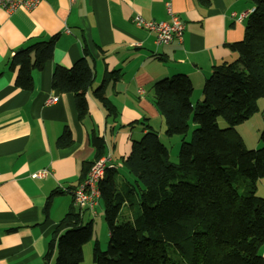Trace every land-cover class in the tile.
Listing matches in <instances>:
<instances>
[{"label":"crops","instance_id":"1","mask_svg":"<svg viewBox=\"0 0 264 264\" xmlns=\"http://www.w3.org/2000/svg\"><path fill=\"white\" fill-rule=\"evenodd\" d=\"M168 4L184 22V38L157 45L154 34L134 18L169 21ZM253 8L252 0H212L208 7L199 0H40L33 9L19 7L13 13L0 8V264L42 261L53 231L73 206L82 163L95 155L91 131L105 139V154L111 153L118 168L132 140L145 132L141 126H120L145 120L155 128V120H164L155 104L156 81L186 74L194 86L193 106L202 102L213 66L233 60L236 54L228 43L244 36L246 18L231 22V13ZM54 35L53 57L34 69L33 87L16 86V71L8 66L12 55ZM85 55L95 81L87 92L88 112L81 118L74 94L53 88L51 79L56 65L71 67ZM107 79L106 95L118 110L113 122L93 95ZM66 127L73 130V142L59 147L57 139ZM43 169L48 170L45 176H32ZM78 209L83 223L92 221L94 230L81 264H95L93 244L99 241L104 249L109 229L98 210L92 215ZM260 253L264 256V243Z\"/></svg>","mask_w":264,"mask_h":264},{"label":"trees","instance_id":"2","mask_svg":"<svg viewBox=\"0 0 264 264\" xmlns=\"http://www.w3.org/2000/svg\"><path fill=\"white\" fill-rule=\"evenodd\" d=\"M199 1L207 7L212 2ZM252 2L243 38L228 43L236 57L213 66L203 86L202 102L193 106L194 86L186 74L165 77L153 85L167 136H185L191 119L196 124L191 140L182 141L177 163L171 161L169 147L158 131L145 120L120 126H141L145 132L132 140L130 153L122 159L131 177L119 179L118 168H109L99 184L110 241L107 250L94 242L95 264H178L170 258L169 248L186 251L188 241L194 247L192 264H264L260 253L264 197L257 194L256 185L264 177V146L247 148L236 129L259 111L258 100L264 98V0ZM57 38L32 42L12 55L8 66L16 71V86L33 87V71L52 59ZM94 81L95 71L86 55L71 67L56 65L51 79L53 88L74 94L81 118L88 112L87 92ZM107 81L94 88L93 95L113 122L118 110L106 95ZM219 117L226 119V127H220ZM90 141L95 155L82 163L80 182L107 148L94 130ZM72 142L73 130L66 127L56 143L67 147ZM238 175L246 178L243 192L239 187L245 179L239 183ZM123 206L130 214L118 222ZM93 231L92 221L84 224L73 204L37 264H81Z\"/></svg>","mask_w":264,"mask_h":264},{"label":"built area","instance_id":"3","mask_svg":"<svg viewBox=\"0 0 264 264\" xmlns=\"http://www.w3.org/2000/svg\"><path fill=\"white\" fill-rule=\"evenodd\" d=\"M40 0H0V8L9 13L15 12L19 7L26 9H33L37 6ZM73 2L74 0H69ZM167 11L170 14V20H147L141 15H136L134 22L137 26L142 27L155 36L157 45L169 44L173 41H183L185 25L179 15H177L170 5H167ZM250 12H243L237 14L232 12L230 21H241L247 18ZM57 98H51L52 101ZM115 165L112 161L111 153L103 155L93 163L86 178L81 181L75 189H73V204L81 209H87L92 215L97 214V207L100 204L101 191L99 184L106 176L107 169L114 168ZM48 170H38L32 174L33 177H43L47 174Z\"/></svg>","mask_w":264,"mask_h":264},{"label":"rangeland","instance_id":"4","mask_svg":"<svg viewBox=\"0 0 264 264\" xmlns=\"http://www.w3.org/2000/svg\"><path fill=\"white\" fill-rule=\"evenodd\" d=\"M203 100H204V96H203L202 101ZM258 103L260 105V110L254 113L250 119L236 126V129L243 137L244 142L247 148L249 149H253V148L255 149V148L264 146V141L261 139V135L264 130V98L259 99ZM218 122L221 128H224L228 125V122L223 117H219ZM154 123H155L154 124L155 128L160 133L161 140L167 147H169L171 161L174 163H177L178 162V152L182 144V141L191 140L192 133H193L194 128L196 127V124L191 119L190 129L185 136L180 135V134L167 136L165 134L166 125H165L164 120H162V123H160L159 120H155ZM118 171H119V175H118L119 179L131 177V175L127 172L126 168L122 167V165L120 164L118 166ZM237 177H238L237 180L239 183H241L240 179H245L241 183L242 185L239 187L241 192H243L244 190H246V183H247L246 178H244L241 175H238ZM257 194L264 197V177L260 178V180L257 182ZM97 210H98V214L101 215L102 217L101 223H103L106 227H108L107 223L104 221V205L101 202V200H100V205ZM129 214H130L129 208L127 206H123L118 216V222H122L123 220H126ZM96 221H99V219H96ZM97 231L99 234L100 229H98ZM109 241H110V237L107 239V244L103 245V248H104L103 250H107ZM184 247L186 251H181L175 246H171L169 248V256L172 260H174L178 264H192L193 252H194V247H193L192 242L191 241L185 242ZM91 255H92V252H91Z\"/></svg>","mask_w":264,"mask_h":264}]
</instances>
